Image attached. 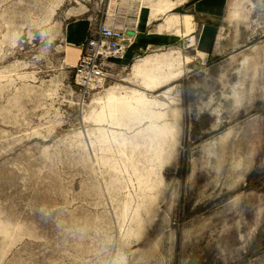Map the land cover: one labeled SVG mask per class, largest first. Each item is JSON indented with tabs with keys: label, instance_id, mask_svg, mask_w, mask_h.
I'll list each match as a JSON object with an SVG mask.
<instances>
[{
	"label": "rangeland",
	"instance_id": "obj_1",
	"mask_svg": "<svg viewBox=\"0 0 264 264\" xmlns=\"http://www.w3.org/2000/svg\"><path fill=\"white\" fill-rule=\"evenodd\" d=\"M233 1L237 54L175 45L146 55L160 85L109 65L88 88L71 23L177 0H0V264H264V0Z\"/></svg>",
	"mask_w": 264,
	"mask_h": 264
},
{
	"label": "crops",
	"instance_id": "obj_2",
	"mask_svg": "<svg viewBox=\"0 0 264 264\" xmlns=\"http://www.w3.org/2000/svg\"><path fill=\"white\" fill-rule=\"evenodd\" d=\"M146 3L138 4L130 24L135 33L130 45L119 56L110 59V67L126 68L133 65L134 74L144 75L148 86L160 85L170 77V73L154 72L156 68L162 70V65L170 64V58L146 57L151 51L175 45L184 49L192 48L203 63L216 64L248 45L249 39H242L241 30L232 31L233 28H229V10L233 0H177L175 9L182 8L183 13L170 15L172 10H168L160 12L157 17L152 16V7ZM90 26L88 20H80L68 27L67 41L75 48L70 57L74 63L79 61ZM131 98L124 99L111 92L107 101L114 103V111L116 108L123 113H137L139 104L143 109L147 106L144 93L137 92Z\"/></svg>",
	"mask_w": 264,
	"mask_h": 264
},
{
	"label": "built area",
	"instance_id": "obj_3",
	"mask_svg": "<svg viewBox=\"0 0 264 264\" xmlns=\"http://www.w3.org/2000/svg\"><path fill=\"white\" fill-rule=\"evenodd\" d=\"M130 24L119 25L104 18L89 31L74 69L81 85L89 88L103 84L110 59L123 53L132 41Z\"/></svg>",
	"mask_w": 264,
	"mask_h": 264
},
{
	"label": "water",
	"instance_id": "obj_4",
	"mask_svg": "<svg viewBox=\"0 0 264 264\" xmlns=\"http://www.w3.org/2000/svg\"><path fill=\"white\" fill-rule=\"evenodd\" d=\"M129 33H130L131 35H134V34H135L133 31H130Z\"/></svg>",
	"mask_w": 264,
	"mask_h": 264
}]
</instances>
